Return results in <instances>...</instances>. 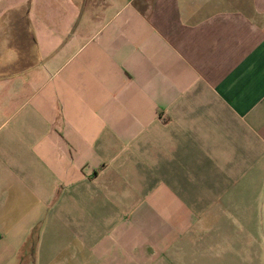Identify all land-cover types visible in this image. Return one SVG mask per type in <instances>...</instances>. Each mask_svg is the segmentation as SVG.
I'll use <instances>...</instances> for the list:
<instances>
[{"label":"crops","instance_id":"crops-1","mask_svg":"<svg viewBox=\"0 0 264 264\" xmlns=\"http://www.w3.org/2000/svg\"><path fill=\"white\" fill-rule=\"evenodd\" d=\"M0 264H264V0H0Z\"/></svg>","mask_w":264,"mask_h":264}]
</instances>
